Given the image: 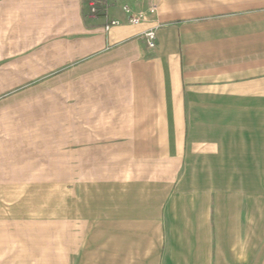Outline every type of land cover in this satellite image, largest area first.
<instances>
[{
  "label": "crops",
  "instance_id": "1",
  "mask_svg": "<svg viewBox=\"0 0 264 264\" xmlns=\"http://www.w3.org/2000/svg\"><path fill=\"white\" fill-rule=\"evenodd\" d=\"M114 1L105 17L90 18L77 13L82 0H0L3 83L35 78L36 39L48 36L60 38L58 66L122 63L132 86L91 105L98 124L84 133H122L117 148L127 152L122 160L115 144L92 135V154L82 158L92 171L61 179L59 264H264V221L257 204H245L260 188L244 189L245 164L246 180H264V0H157L154 14L151 0ZM126 4L145 9L142 25L132 26ZM110 19L118 25L107 31ZM117 100L119 125L110 120ZM140 149L156 150L150 162L135 161L152 171H116ZM2 197L0 186V264H51L49 221L35 233L44 247L21 251L20 223L4 220Z\"/></svg>",
  "mask_w": 264,
  "mask_h": 264
},
{
  "label": "rangeland",
  "instance_id": "2",
  "mask_svg": "<svg viewBox=\"0 0 264 264\" xmlns=\"http://www.w3.org/2000/svg\"><path fill=\"white\" fill-rule=\"evenodd\" d=\"M105 1L107 9L104 14L94 15L90 0H82L77 5V13H83L90 18L105 17L108 9L116 6L114 0ZM151 2L147 6L148 12L153 0ZM140 7V4H137L136 8L130 4L123 6L125 12L126 9L131 10V14L126 12L130 20L131 15L142 13L146 18L147 12ZM110 21L111 19L106 24L107 31L112 28L107 29ZM152 31L156 33L155 30ZM146 33L145 39L148 43ZM59 39V37H37L34 79L30 77L29 82L26 83L5 84L2 81L6 79L0 77V186L3 188L4 220L20 223L21 241H23L20 246L21 251L44 247V235H35V233H39L43 221H49L48 228L43 232L49 234V246L53 257L51 264H59L61 179L67 178L66 176L69 178L70 174L76 172L92 171V165L86 164L87 158L84 159V166L82 163L83 157L92 154V149H87L92 145V135L99 136V138L94 136V140L101 145L107 142L115 144L116 148L113 151L116 157H121L119 154L127 152L117 148L120 147L118 144L125 140L122 133H84L91 129L92 124H98V117L91 116V105L95 103L105 106L108 103L105 101L109 92L118 94L130 91L129 89L132 88L126 81L122 63H117L115 67H103L101 64L91 66L88 58L83 62L73 61L58 66L60 54L56 50ZM74 39L75 37H69V48L78 45V41ZM27 78V74H21L19 80H28ZM108 78L112 79L111 84L106 83ZM110 103L113 109L114 103L117 105L113 112L115 116L112 115L110 120L113 124H122L125 120L122 113L125 110H122L119 104L124 101L117 100ZM84 112H87V115ZM100 121L102 123V116ZM132 135L133 140L139 135L143 136V141L149 140L148 134ZM155 153V149L133 150L132 165H116V171L121 173L130 169L132 173L152 171L154 166L150 163L137 166L135 161L147 159L150 162L155 157ZM125 157L127 161V156ZM121 159L124 160V156ZM246 174L250 175V170L245 164L244 189H251L258 184L260 196L254 200L245 196V204H257L258 217L263 222L264 180L258 183L252 182L246 180ZM17 185L25 188H20L21 190L17 192L15 190ZM33 221L36 222L35 225L30 227L24 225V222ZM260 231L264 232L262 226ZM29 254L22 255L34 256ZM20 264H43V261L26 260L20 261Z\"/></svg>",
  "mask_w": 264,
  "mask_h": 264
},
{
  "label": "built area",
  "instance_id": "3",
  "mask_svg": "<svg viewBox=\"0 0 264 264\" xmlns=\"http://www.w3.org/2000/svg\"><path fill=\"white\" fill-rule=\"evenodd\" d=\"M90 7H91V11L94 15H100V14H104L105 10L107 9V4L105 0H90ZM158 8V4H157V0H153V4L151 5L149 12L151 14L156 13ZM126 12L131 14V10L126 9ZM131 17V23L134 26H140L142 25L144 19H145V15L139 14L136 16H130ZM118 25V21L115 19H111L110 23L107 26V29H109L110 27L113 26H117ZM146 37L148 39V45L150 48H155L156 47V33L152 30L148 31L146 33Z\"/></svg>",
  "mask_w": 264,
  "mask_h": 264
}]
</instances>
